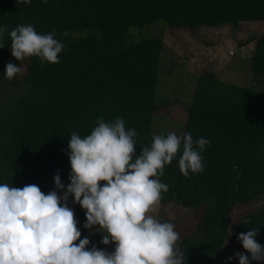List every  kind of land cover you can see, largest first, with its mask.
<instances>
[{"label":"trees","instance_id":"16d2710c","mask_svg":"<svg viewBox=\"0 0 264 264\" xmlns=\"http://www.w3.org/2000/svg\"><path fill=\"white\" fill-rule=\"evenodd\" d=\"M159 20L188 31L236 28L263 21L264 0H0V27L6 26L0 70L13 57L10 32L17 26L32 25L40 34L54 30L65 45L58 64L31 57L20 62L13 79L0 74V183L35 184L45 193L44 176L71 167V134H90L101 117L122 118L137 132V154L150 147L153 135L163 134L151 130L152 115L162 106L154 100L162 38L130 33ZM250 41V71L264 77V32ZM184 133L211 141L202 153V172L182 175L181 149L159 177L169 188L159 204L161 222H168L170 204L198 213L187 234L178 232L184 264H216L229 232L242 246L238 235L258 229L256 242L264 247V205L236 224L229 221L232 207L264 194V93L200 73Z\"/></svg>","mask_w":264,"mask_h":264},{"label":"clouds","instance_id":"9594fccd","mask_svg":"<svg viewBox=\"0 0 264 264\" xmlns=\"http://www.w3.org/2000/svg\"><path fill=\"white\" fill-rule=\"evenodd\" d=\"M5 31L6 26L0 27V40ZM56 36L54 30L40 34L32 25L17 26L10 32L11 55L19 62L36 57L42 65L58 64L65 45ZM21 71L9 62L4 77L11 80ZM137 135L122 118L106 122L103 117L90 134L81 137L73 132L66 191L59 174L54 177L56 190L47 194L35 184L17 188L0 183V264H184L175 226L151 213L162 193L169 191L159 179L164 167L182 149L178 159L182 175L202 172V153L211 141L169 132L153 135L150 147H142L137 154ZM69 197L85 210L84 228H95L102 234L103 245L115 244L114 251L89 249L90 240L81 239ZM258 235V229L238 235L250 254L234 253L239 264H264ZM227 259L230 262L233 257Z\"/></svg>","mask_w":264,"mask_h":264},{"label":"rangeland","instance_id":"374dc122","mask_svg":"<svg viewBox=\"0 0 264 264\" xmlns=\"http://www.w3.org/2000/svg\"><path fill=\"white\" fill-rule=\"evenodd\" d=\"M262 32H264V20L241 22L236 28L226 24L213 28L202 27L193 31L170 28L160 20L144 26L142 29L131 28L130 33L137 37L160 35L162 38L163 49L154 94L155 102L162 103V106L152 115V132L165 135L169 132H175L177 135L183 133L186 107L190 104L196 77L205 71L213 72L220 80L238 86L250 87L264 93V77L254 75L250 71V55L254 46V42L250 40L257 38ZM247 41L250 42L243 44ZM230 52L233 53L232 56L229 55ZM9 62L23 68L22 63L14 57L9 58L7 64ZM5 70L6 66L0 70V74L5 73ZM57 174H59L66 191L70 183L71 167L58 169L52 174L44 176L41 185L46 194L56 190L54 177ZM57 194L63 195V192L58 191ZM73 200V197H69L68 206L75 214L81 239L88 238L90 240L89 249L95 246L99 250L114 251L115 244L103 245L101 243L102 234L95 228L91 231L84 228L85 210L79 204H75ZM263 205L264 194L250 203L232 207L229 216L230 223L236 224L244 216L258 210ZM158 211L159 206L151 214L160 220ZM166 211L165 217L168 222L175 226V231L182 234H187L195 226L198 218L196 211L174 204L167 206ZM221 249L216 264H239V259L234 256V253L250 256L241 245L235 242L230 232ZM228 257H233V259L229 262Z\"/></svg>","mask_w":264,"mask_h":264},{"label":"built area","instance_id":"2783aa9c","mask_svg":"<svg viewBox=\"0 0 264 264\" xmlns=\"http://www.w3.org/2000/svg\"><path fill=\"white\" fill-rule=\"evenodd\" d=\"M229 55H230V56H232V55H233V53H232V52H230V53H229Z\"/></svg>","mask_w":264,"mask_h":264}]
</instances>
